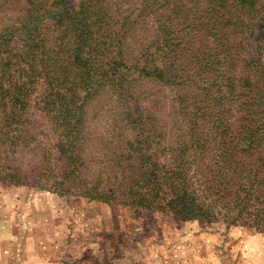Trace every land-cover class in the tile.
<instances>
[{
    "label": "trees",
    "instance_id": "obj_1",
    "mask_svg": "<svg viewBox=\"0 0 264 264\" xmlns=\"http://www.w3.org/2000/svg\"><path fill=\"white\" fill-rule=\"evenodd\" d=\"M0 182L264 232V0H0Z\"/></svg>",
    "mask_w": 264,
    "mask_h": 264
},
{
    "label": "rangeland",
    "instance_id": "obj_2",
    "mask_svg": "<svg viewBox=\"0 0 264 264\" xmlns=\"http://www.w3.org/2000/svg\"><path fill=\"white\" fill-rule=\"evenodd\" d=\"M0 229V264H264V232L2 182Z\"/></svg>",
    "mask_w": 264,
    "mask_h": 264
},
{
    "label": "crops",
    "instance_id": "obj_3",
    "mask_svg": "<svg viewBox=\"0 0 264 264\" xmlns=\"http://www.w3.org/2000/svg\"><path fill=\"white\" fill-rule=\"evenodd\" d=\"M0 234L4 235V231L2 229H0Z\"/></svg>",
    "mask_w": 264,
    "mask_h": 264
}]
</instances>
